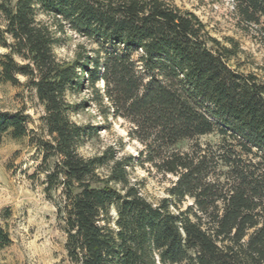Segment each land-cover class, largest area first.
<instances>
[{"label": "trees", "instance_id": "1", "mask_svg": "<svg viewBox=\"0 0 264 264\" xmlns=\"http://www.w3.org/2000/svg\"><path fill=\"white\" fill-rule=\"evenodd\" d=\"M233 2L264 40V0ZM69 33L83 42L61 61ZM0 47V82L25 77L45 108L37 144L72 264H264V81L231 67L234 41L166 0H0ZM90 102L130 123L138 157L79 153L99 132L72 120ZM29 119L0 112V142L28 137ZM135 165L175 176L167 196L148 200ZM12 244L0 223V249Z\"/></svg>", "mask_w": 264, "mask_h": 264}, {"label": "rangeland", "instance_id": "2", "mask_svg": "<svg viewBox=\"0 0 264 264\" xmlns=\"http://www.w3.org/2000/svg\"><path fill=\"white\" fill-rule=\"evenodd\" d=\"M166 1L195 13L222 44L230 46V41H234L238 54L230 61L231 67L242 73H253L264 81V40L257 26L239 20L233 0ZM82 42L83 39L69 33L65 44L55 49L58 59L72 60ZM5 52L0 47V54ZM19 81L17 86L0 82V112L22 111L30 118L28 137L15 139L7 134L0 142V223L13 239L10 247L0 249V264H72L65 247L64 222L58 215L56 202L45 190L46 170L53 167L55 160L44 163L37 144L38 140L49 138L43 121L45 108L27 79L19 76ZM91 98V91L87 90L70 95L69 101L80 104ZM100 109L95 102H90L72 114L76 123L96 126L99 130L85 141L79 153L89 158L114 147L121 156L138 157L144 147L129 136L130 123L110 115L105 117ZM216 140L215 136L200 138L203 144ZM189 145L185 142L180 148L188 149ZM130 174L133 181L142 185L143 195L152 202L166 197L167 189L176 180L175 176L161 174L149 165H135ZM190 203L188 200L185 206Z\"/></svg>", "mask_w": 264, "mask_h": 264}]
</instances>
